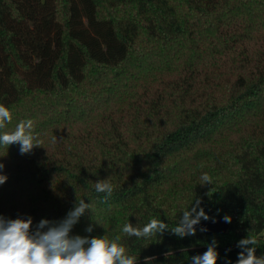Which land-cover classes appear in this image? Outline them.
Masks as SVG:
<instances>
[{
    "label": "trees",
    "instance_id": "1",
    "mask_svg": "<svg viewBox=\"0 0 264 264\" xmlns=\"http://www.w3.org/2000/svg\"><path fill=\"white\" fill-rule=\"evenodd\" d=\"M0 104V134L31 119L42 141L0 146L6 219L34 233L84 198L69 236L120 235L137 264H191L213 241L236 264L248 235L264 255V0H0ZM197 200L227 234L121 232L175 226Z\"/></svg>",
    "mask_w": 264,
    "mask_h": 264
},
{
    "label": "clouds",
    "instance_id": "2",
    "mask_svg": "<svg viewBox=\"0 0 264 264\" xmlns=\"http://www.w3.org/2000/svg\"><path fill=\"white\" fill-rule=\"evenodd\" d=\"M11 120L12 113L9 108L0 104V129H4ZM33 127L31 119L19 122L14 131L0 134V146L8 148L10 145L19 144L21 155L31 153L36 147H42V141L34 133ZM3 168L4 165L0 163V185L8 179L2 174ZM199 184H213L212 177L203 173ZM95 192L104 194L103 199L107 201L113 195L114 185L108 179L97 181ZM86 210L91 211V203H85L84 198H77L74 208L63 220L55 223L42 219L34 233L31 231V217L6 219L0 215V264H137V257L129 253L121 242L120 235L111 239L106 235L91 238L69 236L73 226ZM182 212L183 215L175 226L170 227L161 219L152 218L142 228L134 227L130 222L125 223L121 232L128 237L149 239L170 228L173 234L183 238L196 234L194 226L199 224L201 219H210L198 200L194 206ZM223 220L231 223L230 216L225 215ZM87 231L91 232V227ZM257 244L254 236L248 235L241 239L237 246L242 251L238 254L236 264H264V255L257 257L255 254ZM218 256L216 242L213 241L207 251L191 257L190 260L191 264H217Z\"/></svg>",
    "mask_w": 264,
    "mask_h": 264
},
{
    "label": "water",
    "instance_id": "3",
    "mask_svg": "<svg viewBox=\"0 0 264 264\" xmlns=\"http://www.w3.org/2000/svg\"><path fill=\"white\" fill-rule=\"evenodd\" d=\"M194 227L196 228V230H201V231L202 229H206V231H202V232L207 235H213V234L225 235L230 230L229 223L224 222L223 217L221 216L214 220L201 221L199 224L195 225Z\"/></svg>",
    "mask_w": 264,
    "mask_h": 264
},
{
    "label": "rangeland",
    "instance_id": "4",
    "mask_svg": "<svg viewBox=\"0 0 264 264\" xmlns=\"http://www.w3.org/2000/svg\"><path fill=\"white\" fill-rule=\"evenodd\" d=\"M262 236H263V238H264V233H263V235H262Z\"/></svg>",
    "mask_w": 264,
    "mask_h": 264
}]
</instances>
